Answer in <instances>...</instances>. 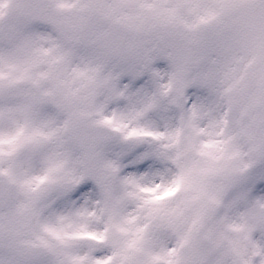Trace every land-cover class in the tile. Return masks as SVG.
<instances>
[{"label": "snow or ice", "instance_id": "6c2138e0", "mask_svg": "<svg viewBox=\"0 0 264 264\" xmlns=\"http://www.w3.org/2000/svg\"><path fill=\"white\" fill-rule=\"evenodd\" d=\"M0 264H264V0H0Z\"/></svg>", "mask_w": 264, "mask_h": 264}, {"label": "rangeland", "instance_id": "374dc122", "mask_svg": "<svg viewBox=\"0 0 264 264\" xmlns=\"http://www.w3.org/2000/svg\"><path fill=\"white\" fill-rule=\"evenodd\" d=\"M158 66H162V65H158Z\"/></svg>", "mask_w": 264, "mask_h": 264}]
</instances>
